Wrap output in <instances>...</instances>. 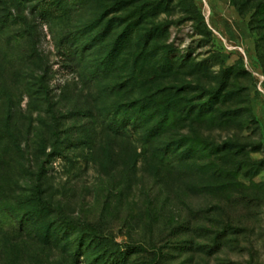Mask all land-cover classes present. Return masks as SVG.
Instances as JSON below:
<instances>
[{"label": "rangeland", "instance_id": "obj_1", "mask_svg": "<svg viewBox=\"0 0 264 264\" xmlns=\"http://www.w3.org/2000/svg\"><path fill=\"white\" fill-rule=\"evenodd\" d=\"M40 1L0 0V264H264V0Z\"/></svg>", "mask_w": 264, "mask_h": 264}, {"label": "trees", "instance_id": "obj_2", "mask_svg": "<svg viewBox=\"0 0 264 264\" xmlns=\"http://www.w3.org/2000/svg\"><path fill=\"white\" fill-rule=\"evenodd\" d=\"M49 7L52 8L53 10L54 9L58 10L59 11L58 13L60 12L64 13L67 8L65 4L62 3L61 0H42L35 5V8L33 11L35 12V10L38 9V15H43L45 9ZM33 198H34L33 203H35V205L37 206H40V205L43 206V204L46 203L39 195H34ZM64 222L66 223L67 226L79 227V231H83V232L86 230L94 231V230H91L92 228H88V226L83 223H79L73 220H64Z\"/></svg>", "mask_w": 264, "mask_h": 264}]
</instances>
